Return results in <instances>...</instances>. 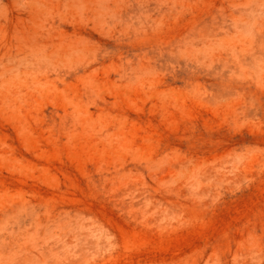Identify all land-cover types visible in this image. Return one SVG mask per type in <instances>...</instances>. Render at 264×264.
Listing matches in <instances>:
<instances>
[{"label":"rangeland","instance_id":"374dc122","mask_svg":"<svg viewBox=\"0 0 264 264\" xmlns=\"http://www.w3.org/2000/svg\"><path fill=\"white\" fill-rule=\"evenodd\" d=\"M0 264H264V0H0Z\"/></svg>","mask_w":264,"mask_h":264}]
</instances>
